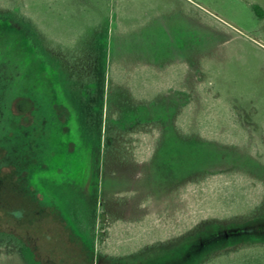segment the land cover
I'll return each instance as SVG.
<instances>
[{
	"label": "rangeland",
	"instance_id": "1",
	"mask_svg": "<svg viewBox=\"0 0 264 264\" xmlns=\"http://www.w3.org/2000/svg\"><path fill=\"white\" fill-rule=\"evenodd\" d=\"M255 3L0 0V225L22 237L0 232V264L264 243Z\"/></svg>",
	"mask_w": 264,
	"mask_h": 264
},
{
	"label": "trees",
	"instance_id": "2",
	"mask_svg": "<svg viewBox=\"0 0 264 264\" xmlns=\"http://www.w3.org/2000/svg\"><path fill=\"white\" fill-rule=\"evenodd\" d=\"M252 7L256 11V13L260 15L261 18L264 17V10L258 4L255 3L252 5ZM0 232H6L15 237L22 238L19 233L14 231L13 228L6 229L2 225H0ZM78 238L81 241H79V244H81L85 248V250H87L86 243L81 237ZM87 255L85 257V263L87 264H111L107 262L98 263L94 260V255L92 253H90V255L87 253ZM37 259L39 260V258ZM200 264H264V243L253 242L250 244L240 245L234 250H230V252H227L225 254L220 253L216 257L212 256Z\"/></svg>",
	"mask_w": 264,
	"mask_h": 264
}]
</instances>
